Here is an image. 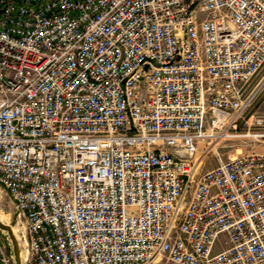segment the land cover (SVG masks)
<instances>
[{
    "label": "built area",
    "instance_id": "obj_1",
    "mask_svg": "<svg viewBox=\"0 0 264 264\" xmlns=\"http://www.w3.org/2000/svg\"><path fill=\"white\" fill-rule=\"evenodd\" d=\"M263 66L264 0H0V186L27 261L264 264V150L197 162L249 123Z\"/></svg>",
    "mask_w": 264,
    "mask_h": 264
},
{
    "label": "rangeland",
    "instance_id": "obj_2",
    "mask_svg": "<svg viewBox=\"0 0 264 264\" xmlns=\"http://www.w3.org/2000/svg\"><path fill=\"white\" fill-rule=\"evenodd\" d=\"M260 78L263 79L262 84L250 106L248 113L245 116V120H249V123L245 124L243 120L235 131L236 135L220 138L212 143L205 144L201 148L197 158V162L199 163V173L216 166L219 163L220 158L223 160H229L233 157L251 151L264 150V138H260L255 135L257 132L264 130V121L263 125H257L256 123H253V121L255 122L258 116L264 119V66L253 84H256ZM0 221L8 224L13 229L12 232H14V237L16 236L20 249V263L31 264L30 261H27L26 259L28 246L24 242L23 237V233L25 232V224L17 219L14 205L7 192L1 186ZM0 233L6 245L13 250L16 259V243L14 242L11 232L7 229L0 228ZM21 252L23 253V257L21 256ZM147 264H162V262L153 260Z\"/></svg>",
    "mask_w": 264,
    "mask_h": 264
},
{
    "label": "water",
    "instance_id": "obj_3",
    "mask_svg": "<svg viewBox=\"0 0 264 264\" xmlns=\"http://www.w3.org/2000/svg\"><path fill=\"white\" fill-rule=\"evenodd\" d=\"M0 228L7 229L11 232V235L14 239V242L16 243L15 255H16L17 262H18L17 264H21L20 263V249H19V245H18V241L16 239V236L14 237V232H12V230H13L12 227L9 226L8 224L3 223L2 221H0Z\"/></svg>",
    "mask_w": 264,
    "mask_h": 264
},
{
    "label": "bare ground",
    "instance_id": "obj_4",
    "mask_svg": "<svg viewBox=\"0 0 264 264\" xmlns=\"http://www.w3.org/2000/svg\"><path fill=\"white\" fill-rule=\"evenodd\" d=\"M21 256L23 257V253L21 252Z\"/></svg>",
    "mask_w": 264,
    "mask_h": 264
}]
</instances>
